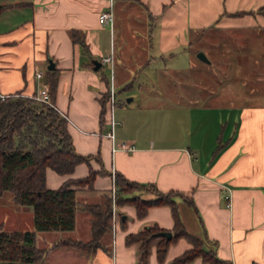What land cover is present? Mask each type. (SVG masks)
Returning <instances> with one entry per match:
<instances>
[{
	"label": "crops",
	"instance_id": "0c3cea01",
	"mask_svg": "<svg viewBox=\"0 0 264 264\" xmlns=\"http://www.w3.org/2000/svg\"><path fill=\"white\" fill-rule=\"evenodd\" d=\"M1 4L7 8L0 17V95L32 96L41 87L49 91L48 79L55 77L53 106L67 120L75 151L98 155L109 172L97 176L92 189L76 191L74 230L38 232L36 247L48 248L67 238L89 241L92 216L84 206L107 199L111 173L117 172L162 192L191 195L196 212L181 199L176 204L192 236L204 238L207 249L231 264H264V75L255 76L247 99L240 104L171 108L153 101L133 106L132 98L120 99L121 92L128 96L134 85L140 90L139 84L149 74L163 75L168 70L178 74L195 66L191 45L209 31L257 34L251 46L257 50L254 64L264 66V0H1ZM108 10L112 23L100 24L99 15ZM73 31L83 35L86 52L73 41ZM109 55L111 62L102 63L101 58ZM49 60L55 66L52 74L47 73ZM93 60L101 63L97 71ZM36 71H42L43 78L37 80ZM111 89L116 98L113 142L106 137ZM90 166L100 168L93 160ZM88 171L86 164L68 175L48 168L46 187L56 189L67 179L87 176ZM115 213V227H110L94 254L55 247L42 264H139V244H126L128 234L154 225L172 233L167 206L150 207L139 218L134 206L126 203L116 205ZM0 228L32 230V208L16 205L12 195L4 192ZM190 248L180 238L168 246L160 263L154 241L147 262L171 264ZM188 264L208 263L196 258Z\"/></svg>",
	"mask_w": 264,
	"mask_h": 264
},
{
	"label": "trees",
	"instance_id": "16d2710c",
	"mask_svg": "<svg viewBox=\"0 0 264 264\" xmlns=\"http://www.w3.org/2000/svg\"><path fill=\"white\" fill-rule=\"evenodd\" d=\"M6 5L1 4L0 17ZM73 41L86 52L84 37L79 32L71 33ZM52 74V71H47ZM50 101L53 105L56 78H49ZM34 96V95H32ZM20 93L0 97V196L12 195L16 205L32 208L33 229L8 231L0 228V264H42L48 251L55 247H67L92 255L102 246L101 239L110 230V195L102 204L85 205L91 216V239L87 242L63 239L48 248L36 247L38 232H69L75 228L78 189H92L95 178L108 175L98 155L78 154L68 132L67 120L53 106L40 103ZM105 97L101 100L100 121L105 114ZM98 163L94 170L90 161ZM86 164L87 176L67 179L58 188L48 189L45 184L46 169L59 175H68L76 166ZM116 205L132 204L137 217H143L150 207L167 206L173 218V236L170 240L157 237L163 231L156 225L128 234L126 244L138 243V262L148 264L151 245L156 241V256L164 261L168 246L180 238L186 239L191 248L174 258L171 264H188L201 258L208 264H231L217 257L214 250L206 248V240L192 236L184 227L176 204L181 199L195 212L191 195L179 191L162 192L153 184H140L115 173ZM136 193L135 195H132ZM132 195V196H131ZM143 195H150L144 198Z\"/></svg>",
	"mask_w": 264,
	"mask_h": 264
},
{
	"label": "rangeland",
	"instance_id": "374dc122",
	"mask_svg": "<svg viewBox=\"0 0 264 264\" xmlns=\"http://www.w3.org/2000/svg\"><path fill=\"white\" fill-rule=\"evenodd\" d=\"M198 37L190 48L195 66L180 70L178 74L172 70L163 75L149 74L148 80L139 84L140 90L134 85L128 96L122 91L120 99L132 98L133 106L153 101L171 108L183 104H240L246 100L255 76L264 75V66L254 64L257 50L251 48L259 36L247 32L209 31ZM198 52H202L210 63L198 61ZM153 84L156 86L150 88ZM176 93L179 96L176 97ZM258 94L262 95V92Z\"/></svg>",
	"mask_w": 264,
	"mask_h": 264
},
{
	"label": "built area",
	"instance_id": "2783aa9c",
	"mask_svg": "<svg viewBox=\"0 0 264 264\" xmlns=\"http://www.w3.org/2000/svg\"><path fill=\"white\" fill-rule=\"evenodd\" d=\"M112 20H113V15H112V12L110 10L102 12L98 17V21L100 24L112 23ZM111 60H112V55L104 56L101 58L102 63H109V62H111ZM35 78L37 80H40L41 78H43V72L42 71H36L35 72ZM0 97L3 98L4 96L0 95ZM32 98L35 99L36 101L40 102V103L53 106L51 104V101H50L49 91L45 87H41L37 91V93L34 96H32ZM108 104H109V107H108L107 115L109 117V119H108L109 131L106 133V137L109 138L111 140V142H113V138H114L113 128L115 125V121L113 120V108L116 104V98H115V94H114L112 89L109 92ZM63 117L65 118V116H63ZM120 147L123 149L127 148V146H125L124 144H122ZM112 150H114V148H112ZM111 178H112V186L110 188V199H111L110 227L112 229L115 227V224L117 223V220H118V216L115 213L117 186L115 185V173L114 172L111 173ZM225 199L227 201V206H229V195L228 194L225 195ZM253 264H258V263L254 262Z\"/></svg>",
	"mask_w": 264,
	"mask_h": 264
},
{
	"label": "water",
	"instance_id": "95a60500",
	"mask_svg": "<svg viewBox=\"0 0 264 264\" xmlns=\"http://www.w3.org/2000/svg\"><path fill=\"white\" fill-rule=\"evenodd\" d=\"M197 58L203 62L208 63L207 58L205 57V55L202 52L197 53ZM92 63H93V70H95V71H97L101 67V63L98 60H93ZM54 67H55L54 63L51 60H49L47 70L52 71L54 69ZM156 236L165 238L166 240H170L172 238V233L168 232V231H161V232L157 233Z\"/></svg>",
	"mask_w": 264,
	"mask_h": 264
}]
</instances>
